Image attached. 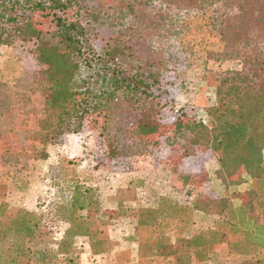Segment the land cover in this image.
Listing matches in <instances>:
<instances>
[{"label":"trees","instance_id":"1","mask_svg":"<svg viewBox=\"0 0 264 264\" xmlns=\"http://www.w3.org/2000/svg\"><path fill=\"white\" fill-rule=\"evenodd\" d=\"M163 1L166 11H152L148 0H0V45L29 43L39 66L27 81L22 77L0 81V103L6 106L1 116L11 111L17 88L35 90L40 107L26 109L20 121L28 123L30 138L79 132L89 117L101 116L103 156L128 154L130 144L139 146L142 132L162 125L159 94L168 66L165 51L149 40L173 29L172 15H197L202 8V0ZM214 1L234 8L220 19L218 29L222 55L236 57L240 66L212 71L216 104L207 112L211 121L181 113L164 127L172 130L168 142L180 143L184 156L198 151L216 155L222 184L234 183L240 169L251 178L246 200L238 206L219 194L210 202L197 198L192 203V210L210 208L223 223L210 232L216 236L211 242L232 239L234 245L242 241L262 248L264 196L257 185L264 184V0ZM36 12L50 16L52 29L38 26ZM208 52L210 58L221 57ZM47 155L39 150L33 157ZM61 185V197L42 203L36 211L18 209L11 215L9 203L0 200V264L27 263L31 242L46 217L68 223L61 245L86 236L92 253L107 252L109 240L100 223L84 213L98 206L95 186L75 176ZM182 208L189 207L175 203L174 209ZM138 214L139 264L208 263L210 242L204 233L165 243L156 236L162 226L158 209L142 207ZM238 235L242 237L234 241ZM48 251L37 250L42 261L49 255L47 263L40 264L74 262L71 254L59 251L58 260L51 262ZM240 264L260 260L248 258Z\"/></svg>","mask_w":264,"mask_h":264},{"label":"rangeland","instance_id":"2","mask_svg":"<svg viewBox=\"0 0 264 264\" xmlns=\"http://www.w3.org/2000/svg\"><path fill=\"white\" fill-rule=\"evenodd\" d=\"M148 1L152 11H166L163 0ZM201 7L197 15H172L173 29L149 40L153 47L165 51L168 66L159 94L162 125L142 132L139 146L130 144L125 156H103L104 144L99 137L101 116L89 117L79 132L30 138L31 130L25 128L28 123L20 125V121L26 109L40 107L38 92L15 90L11 111L0 114V200L9 203L8 213L12 215L18 209L36 211L42 203L61 197L62 182L75 176L95 186L98 206L84 213L100 223L109 240L107 252L101 254L91 252L86 236L75 237L72 245H61L68 223L52 222L46 217L31 242L32 252L26 264L47 263L49 255L42 261L38 249L49 250L51 262L58 260L59 251L71 254L73 264H139L136 233L142 207L158 209L162 226L156 236L165 243L204 233L210 242L207 264H240L248 258L264 264V247L246 246L242 241L234 245L232 239L211 242L216 236L210 232L223 225L219 215L210 208L192 210L191 206L197 198H201V203L210 202L218 194L227 195L232 206L240 205L251 184L249 175L240 169L234 183L222 184L217 175L216 155L198 151L184 156L180 143H169L171 128L164 127L181 113L211 121L207 112L216 104L212 71L240 66L236 57L222 55L218 29L220 19L234 8L214 0H202ZM34 17L39 27L52 29L50 16L36 12ZM30 48L29 43L0 45L1 82L19 77L27 81L39 68ZM208 51L220 53L221 57L210 58ZM5 108L0 103V112ZM39 150L47 152V157H33ZM262 157L264 160V148ZM259 183L257 191L264 196V184ZM175 203L189 208L176 210ZM241 237L238 235L234 241Z\"/></svg>","mask_w":264,"mask_h":264}]
</instances>
